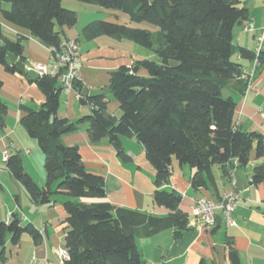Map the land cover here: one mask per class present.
Here are the masks:
<instances>
[{
	"label": "trees",
	"instance_id": "obj_1",
	"mask_svg": "<svg viewBox=\"0 0 264 264\" xmlns=\"http://www.w3.org/2000/svg\"><path fill=\"white\" fill-rule=\"evenodd\" d=\"M125 15L131 22L147 24L156 31L132 28L107 21L87 25V40L109 36L127 40L155 52L158 62L144 59L139 68L123 66L111 74L113 94L120 103V118L107 111L108 98L81 95L84 85L75 82L82 105L92 112L71 122L60 119L57 112L63 87L56 79L41 76L34 81L46 97L38 108L21 106L25 116L21 124L28 135L37 140L45 156L47 182L40 186L24 169L19 153L10 155L6 170L20 185L30 201L42 206L56 204L57 196L67 213L65 220L64 264H146L137 239L152 237L164 230H174L180 239L189 230L191 217L180 209L182 195L170 187L174 158L180 165L195 169L191 187L198 191L211 183L216 185L214 167H220L230 183L235 173L247 167L256 145V159L264 158V136L236 127V102L225 91L245 93L249 86L241 63L234 57L254 62L255 52L233 45L236 25L249 20V9L240 0H75ZM10 9L0 8L4 20L26 29L46 48H58L67 39L64 28L78 23V13L66 8L63 0H0ZM24 37L11 41L3 36L0 23V66L8 74H20L8 54L26 64ZM256 73L264 66V50L260 53ZM175 61L177 68L171 66ZM144 71L146 75H141ZM3 81L0 78V89ZM8 105L0 98V133L5 132ZM68 126L65 132L61 129ZM87 128L92 143L108 139L116 145L118 156L129 162L121 138H136L144 148L148 161L156 171L154 201L169 210L159 217L144 212L116 207L102 200L107 196L105 180L84 166L78 146L62 141L66 132ZM239 159L243 163L236 164ZM235 174V175H234ZM252 183H264V162L252 171ZM23 234L40 243L41 234L33 225H23L19 216L0 221V248L8 236L18 244ZM229 259L240 264L233 241H228ZM1 264H8L3 249Z\"/></svg>",
	"mask_w": 264,
	"mask_h": 264
},
{
	"label": "crops",
	"instance_id": "obj_2",
	"mask_svg": "<svg viewBox=\"0 0 264 264\" xmlns=\"http://www.w3.org/2000/svg\"><path fill=\"white\" fill-rule=\"evenodd\" d=\"M240 1L241 6L249 9V21L254 29L245 32L243 24L236 25L233 45L237 50L241 47L255 52L258 38L264 33V0ZM63 5L75 9L74 11L79 10L81 12L78 13L84 15L82 20V16L78 14V23L75 27L64 28L65 37L75 39L79 43L82 55L80 81L84 86L91 90L108 88L111 86L113 72L123 66L135 68L138 61L146 59L137 44L109 36L87 40L83 31L87 25L96 21L156 31L154 28L133 23L122 13L75 0H63ZM1 7L5 6L0 4ZM0 23L5 38L11 41H16L18 37L25 38L23 45L27 68L35 69L49 61L47 48L33 38L28 30L7 22L2 13ZM234 59L241 63L244 73L253 68L254 62L242 59L238 53ZM140 74L146 75L144 71H140ZM0 78L3 81L0 98L9 108L5 132L0 133V221L7 223L13 214H17L24 226L33 224L41 234V241L38 244H35L28 234H23L18 244H13L11 236H8L3 249L8 264H62L57 251L65 247L67 213L62 203L68 198L57 196V203L50 206L34 204L6 170L8 157L19 153L25 171L40 186L46 185L45 156L37 140L32 139L21 124L25 116L21 106L38 108L45 103L46 97L35 82L22 74H8L3 66H0ZM225 92H227L225 96H231L236 102L234 116L236 127L264 136V66L249 80L245 93L231 89ZM106 97L108 113L120 118L121 106L113 91ZM91 112L92 106L82 105L75 89L62 91L58 118L74 122ZM62 141L67 146H78L87 171L100 175L105 180L107 192L105 199H83L82 202H108L116 207L159 217L168 216L169 210L154 201L156 171L146 157L144 146L136 138H121L123 150L131 157L129 162H124L118 156L117 150L108 139L92 143L86 127L64 133ZM262 162L264 158L256 159L255 145L248 164L251 169L245 167L235 173L240 176L243 186L242 191L237 194L234 212L237 225L227 226L220 211L217 217H221L222 222L215 228L208 229L199 227L191 217L196 201L199 199L218 201L226 193L234 191L233 183L224 179L220 167H217V171L214 167L216 185L208 183L207 187L194 191L191 179L196 172L195 169L173 160L170 187L182 195L180 209L191 217L189 230L180 239H176L174 230L170 229L152 237L138 238L137 245L146 264H232L229 259V240L234 243L240 264H264V183L254 185L251 178L254 166ZM235 163L238 164V160ZM3 249L0 248V253Z\"/></svg>",
	"mask_w": 264,
	"mask_h": 264
},
{
	"label": "built area",
	"instance_id": "obj_3",
	"mask_svg": "<svg viewBox=\"0 0 264 264\" xmlns=\"http://www.w3.org/2000/svg\"><path fill=\"white\" fill-rule=\"evenodd\" d=\"M254 29L253 24L247 20L243 22L245 32ZM264 33L258 38V45L255 50L253 68L248 71L244 78H251L255 75L259 66L258 57L263 51ZM50 58L46 64L38 65L34 70L40 76H49L56 79L64 89H74L75 82L81 80L82 76V55L79 43L75 39H65L58 48H47ZM31 69V68H29ZM236 180L233 181L235 185ZM238 195L234 191L226 193L220 200L199 199L193 207L191 217L202 228L213 229L217 225V213L222 212L223 219L227 226H236L234 212ZM57 255L62 264L68 259L65 248H60Z\"/></svg>",
	"mask_w": 264,
	"mask_h": 264
},
{
	"label": "water",
	"instance_id": "obj_4",
	"mask_svg": "<svg viewBox=\"0 0 264 264\" xmlns=\"http://www.w3.org/2000/svg\"><path fill=\"white\" fill-rule=\"evenodd\" d=\"M0 45L4 46L5 44L2 41H0ZM8 58H9L11 64H14V65H16L18 67L19 73L22 74L25 77H28L30 79V81L34 82V81H36L37 79L40 78V75L34 69L27 68L26 64L23 63V62H20L17 56L9 53L8 54ZM178 65L179 64L177 62H175V61L171 62V66L173 68H177ZM138 70H139V68L135 67L133 69V73H137ZM112 91H113V86H110L108 88H104V89H101V90H91L88 87L84 86L83 89H82L81 95L83 97L94 98V97H98V96L109 95ZM67 129H68V126L62 128L61 132L63 133ZM113 146L117 150L116 145L113 144ZM238 162L242 164L243 160L239 159ZM235 180H236V183L234 185V192L236 194H239L242 191V189H243L242 180H241V178H240V176L238 174L235 175ZM221 222H222V219H221V217L218 216L217 217V224L220 225Z\"/></svg>",
	"mask_w": 264,
	"mask_h": 264
},
{
	"label": "rangeland",
	"instance_id": "obj_5",
	"mask_svg": "<svg viewBox=\"0 0 264 264\" xmlns=\"http://www.w3.org/2000/svg\"><path fill=\"white\" fill-rule=\"evenodd\" d=\"M3 5L5 6V7H11V5L9 4V3H3ZM5 7H3V8H5ZM71 9V8H70ZM71 10H75V9H71ZM77 13L78 12H81V11H76ZM0 13H1V10H0ZM80 16H82V20H84V18H83V16L84 15H81V13H78ZM143 26H146V28H152V27H150L149 25H147V24H142ZM137 47H139L140 49H141V51L145 54V56H146V59H148V60H152V61H156V62H158V57H157V55L155 54V52H153L152 50H149V49H147V48H144V47H142V46H139V45H136ZM226 93L227 92H225V95H226ZM174 161L175 162H177V159L176 158H174ZM248 170H250L251 168H250V165H248V167H246ZM217 166L215 167V171H217Z\"/></svg>",
	"mask_w": 264,
	"mask_h": 264
}]
</instances>
